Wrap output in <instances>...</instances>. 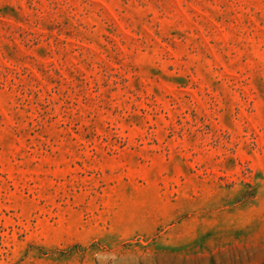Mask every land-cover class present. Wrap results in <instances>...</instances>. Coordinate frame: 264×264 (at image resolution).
<instances>
[{
    "label": "rangeland",
    "instance_id": "1",
    "mask_svg": "<svg viewBox=\"0 0 264 264\" xmlns=\"http://www.w3.org/2000/svg\"><path fill=\"white\" fill-rule=\"evenodd\" d=\"M0 264H264V0H0Z\"/></svg>",
    "mask_w": 264,
    "mask_h": 264
}]
</instances>
